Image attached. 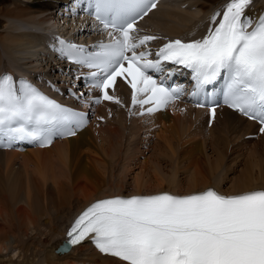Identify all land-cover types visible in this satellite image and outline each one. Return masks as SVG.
I'll return each instance as SVG.
<instances>
[{"label": "snow or ice", "instance_id": "1", "mask_svg": "<svg viewBox=\"0 0 264 264\" xmlns=\"http://www.w3.org/2000/svg\"><path fill=\"white\" fill-rule=\"evenodd\" d=\"M252 3L228 0L222 16L220 10L212 14L201 39L169 41L152 58L148 45L157 37L140 36L136 24L156 7V0H90L91 15L107 32L108 42L89 51L61 41L60 52L89 69L87 87L99 92L89 95L93 104H121L114 92L122 84L131 90L130 114L164 109L183 94L182 86L169 83L175 71L168 65L180 66L190 71L193 97L223 78V103L256 120L264 133V14L255 20L246 15ZM84 97L81 93L76 99L89 103ZM137 106L141 111L133 113ZM84 123L83 113L25 79L0 73V147L17 142L44 147L56 136L75 135ZM86 238L100 253L126 264H264V189L225 195L209 188L186 195L99 200L75 219L65 246Z\"/></svg>", "mask_w": 264, "mask_h": 264}, {"label": "bare ground", "instance_id": "2", "mask_svg": "<svg viewBox=\"0 0 264 264\" xmlns=\"http://www.w3.org/2000/svg\"><path fill=\"white\" fill-rule=\"evenodd\" d=\"M165 1L149 18L160 14ZM201 1H193L194 17H201L198 23H191L188 15L175 17L176 21H190L195 29L211 6L220 4L222 13L227 3ZM69 3L0 0V72L45 71L49 58L41 49L54 54L56 47L26 28L29 24L58 28L53 19ZM263 3H255L246 15L256 16ZM43 13L45 17L37 19ZM174 26H167L169 32L163 34H181ZM84 31L87 27L73 35ZM51 71L46 75L52 76ZM115 92L121 104L99 107L101 120L75 137L45 149L0 151V264H126L98 254L90 243L67 254L54 252L72 218L96 199L162 192L186 195L209 188L225 195L264 189V134L254 142L243 139L255 130L252 122L224 110L207 130L206 111L190 106L138 118L129 113L128 90L120 86Z\"/></svg>", "mask_w": 264, "mask_h": 264}, {"label": "rangeland", "instance_id": "3", "mask_svg": "<svg viewBox=\"0 0 264 264\" xmlns=\"http://www.w3.org/2000/svg\"><path fill=\"white\" fill-rule=\"evenodd\" d=\"M202 3H205V0H203V1H201ZM180 3H182V1L180 2ZM175 6V5H174ZM174 6H172V7H174ZM181 7H176V9H180ZM160 12H162V11H160ZM163 12H165V11H163ZM61 13V14H60ZM194 13V12H193ZM208 13V12H207ZM69 14V11H67L66 9H63V11H61V12H59V14H56V16L55 17H60V18H64V16H66L65 17V20H63V22H67L68 24H65V23H63V24H60V25H58V28L59 29H61L60 31H62L63 33H68L69 31L71 32V23H75V22H77V21H79V14H73V15H68ZM206 14V13H205ZM60 15V16H59ZM157 15H159V14H157ZM164 15H165V17L167 16V15H169V16H175L176 18L177 17H180V15H184V14H181V13H177V15H175L174 13H172L171 12V10L170 11H168V12H165L164 14H162V15H160L159 16V18H162V19H164ZM155 17V16H154ZM189 17V16H188ZM190 18V17H189ZM82 18H80V23L81 24H83L84 23V21H82L81 20ZM201 20V17H200V14H196V16L194 17V19L191 21V23H198V21H200ZM210 20V18H207V17H205V21H209ZM178 21V20H177ZM161 21L157 18V20H156V24L158 23H160ZM77 24L76 26H73V29H76V28H78L79 26H81V24ZM178 23L181 25V27H180V25H178V27H179V29H178V32H180L181 34H185V33H187V32H193L195 29H191V26L190 25H187V24H184V23H180L179 21H178ZM84 24H86V23H84ZM184 24V25H183ZM60 26V27H59ZM23 28V27H22ZM50 28H53V27H48V29H50ZM154 30L156 31V33H158V31L160 30V29H158V27H155L154 28ZM161 31V30H160ZM159 31V32H160ZM161 36H162V34H161ZM198 38V37H197ZM48 45V44H47ZM44 53H47V57L49 58L48 59V66H53V64L52 63H50V60L52 59V60H54V58L55 57H52V55H54V54H52L50 51H49V53L45 50L44 51V49L42 48L41 49ZM52 54V55H51ZM39 56V55H38ZM36 57V56H35ZM44 60V59H43ZM56 62V61H55ZM60 62V61H59ZM59 62H56V63H58V66L60 65V63ZM56 63H54V64H56ZM44 66H45V62H44V64H43ZM47 66V67H48ZM56 66V65H55ZM58 66H56L57 68H59L60 69V67H58ZM4 69V68H3ZM54 75V74H53ZM237 129H239V127L237 126ZM132 135H134V133H132ZM237 143V142H236ZM235 143V145H237ZM247 150L248 151H250V148L249 147H247Z\"/></svg>", "mask_w": 264, "mask_h": 264}]
</instances>
